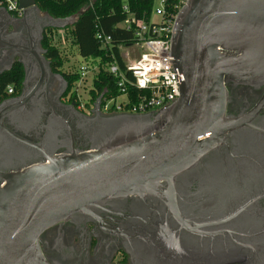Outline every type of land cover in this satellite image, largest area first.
Listing matches in <instances>:
<instances>
[{"label":"water","instance_id":"95a60500","mask_svg":"<svg viewBox=\"0 0 264 264\" xmlns=\"http://www.w3.org/2000/svg\"><path fill=\"white\" fill-rule=\"evenodd\" d=\"M183 1L171 38L183 82L169 106L104 115L102 94L92 116L78 123L89 148L56 156L29 137L42 109L21 118L24 93L0 104V264H50L42 235L59 222L101 213L125 219L130 264H264L261 106L229 114L232 90L264 85V0ZM18 2L21 18L0 8L9 27L41 13L35 0ZM76 21L46 14L40 32ZM29 76L26 69L24 86ZM46 129L43 141L60 140L58 125ZM10 143L26 144L42 159L20 154L31 163L9 169Z\"/></svg>","mask_w":264,"mask_h":264},{"label":"flooded vegetation","instance_id":"af4514ba","mask_svg":"<svg viewBox=\"0 0 264 264\" xmlns=\"http://www.w3.org/2000/svg\"><path fill=\"white\" fill-rule=\"evenodd\" d=\"M11 16L14 19L19 18L12 14ZM45 17L46 14L41 12L29 22L30 24L17 22L14 23V27L7 26V21L3 17L0 18V72H9L17 64L22 66L24 74L28 69L29 81L24 86L23 79L22 86L19 89L15 88L13 94L4 101L17 99L24 93L27 99L24 110L20 112L21 118L35 109H42L43 121L37 129L34 128L30 132V140L42 147L43 153L59 156L70 148L80 150L89 148V144L82 137V130L78 128V123L81 115L92 116V113L87 115L79 110L77 102L72 99L73 92L69 91V83L63 75L61 79L58 77L61 74L53 72L52 69V74L48 75L42 67L39 56L46 59L43 42L44 34L48 29H43L42 33L40 30L43 28ZM12 32L20 33V38L9 39ZM37 44L38 46H35ZM21 46H24V49ZM28 58L30 62L27 61ZM231 93L233 102L230 105L229 114L237 116L243 111L249 112L261 106L258 114L264 119V85L257 90L240 87L232 90ZM9 121L8 118L5 119L6 123ZM48 124L58 125L61 131L60 140L43 141ZM10 144L11 152L5 153L11 154L6 159L10 164L9 169L31 163L24 160L22 156L24 154L36 155L37 160L42 159L39 158L42 153L37 154L38 151L26 144ZM13 155L17 157L12 158ZM31 158L34 159V157ZM124 221L125 219L119 215L101 213L93 220L73 217L69 221L59 222L42 235V251L50 264H130L121 238V223Z\"/></svg>","mask_w":264,"mask_h":264},{"label":"built area","instance_id":"2783aa9c","mask_svg":"<svg viewBox=\"0 0 264 264\" xmlns=\"http://www.w3.org/2000/svg\"><path fill=\"white\" fill-rule=\"evenodd\" d=\"M123 9L127 13V19L120 25L121 28L132 30L134 43L125 46V51L120 47L121 58L124 68H121L115 61L110 65L109 70L117 79V89L120 95L113 98L105 97L101 101V112L105 115L112 114H146L159 111L181 96L182 74L179 69L174 68L175 59L171 54V38L178 12L184 5L183 1L175 6V11L168 9L169 0H160V7L153 8L152 14L160 18V22L139 21L130 12L128 0H123ZM0 8L8 13L22 17V10L19 9L18 0H0ZM96 39L103 48L110 47L112 38L105 36L102 31L96 33ZM132 47L139 48V57H134L129 52ZM89 67H81V79L83 82ZM15 87L9 86L8 95H12ZM136 90L139 93L134 98L131 92ZM124 97L125 100L119 102ZM77 105L80 111L90 115L94 105L89 101L84 103L77 94Z\"/></svg>","mask_w":264,"mask_h":264},{"label":"trees","instance_id":"16d2710c","mask_svg":"<svg viewBox=\"0 0 264 264\" xmlns=\"http://www.w3.org/2000/svg\"><path fill=\"white\" fill-rule=\"evenodd\" d=\"M155 0H128L129 10L139 21H150ZM180 0H169L167 6L170 11L177 14L175 6ZM38 9L54 19H67L77 17V21L64 29L72 38V45L77 47L83 59H99V71L93 80V88L90 90L89 105H94L102 94L107 98H115L120 95L117 89V79L110 72L109 67L115 61L124 68L120 47L134 43V33L120 25L127 19L124 11L123 0H35ZM58 29H48L44 34L43 48L50 68L55 73H60L69 83V91H72V99L77 98V91L73 87L80 81L81 73H66L63 68L66 64L59 48L55 45V37ZM102 31L105 36L112 38L110 47L103 48L96 39V33ZM24 79V71L20 64L13 70L0 75V104L9 96V86L20 88ZM139 93L131 92L134 98Z\"/></svg>","mask_w":264,"mask_h":264},{"label":"rangeland","instance_id":"374dc122","mask_svg":"<svg viewBox=\"0 0 264 264\" xmlns=\"http://www.w3.org/2000/svg\"><path fill=\"white\" fill-rule=\"evenodd\" d=\"M157 7H160V0L154 1L153 8L156 9ZM152 21L158 23L160 22V18L155 14H152ZM55 45L59 48L64 60L66 61V64L63 68L64 72L74 73L77 71L80 72L81 67L90 68L84 81L78 82L74 86V90L77 91L80 100L84 103H87L90 100L89 93L90 90L93 88V80L99 71V59H83L79 54L78 48L72 45V38L69 35V32L67 31V34H65L64 29H61L56 33ZM124 48L125 47H122V51H125ZM129 52L131 53L133 58L139 57L140 53L138 47L130 48ZM124 100L125 98L122 97L119 99V102H122Z\"/></svg>","mask_w":264,"mask_h":264}]
</instances>
